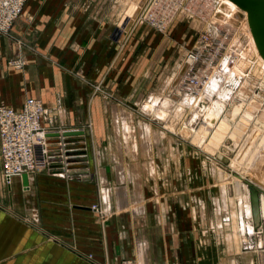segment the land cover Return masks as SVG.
Here are the masks:
<instances>
[{
  "label": "crops",
  "instance_id": "1",
  "mask_svg": "<svg viewBox=\"0 0 264 264\" xmlns=\"http://www.w3.org/2000/svg\"><path fill=\"white\" fill-rule=\"evenodd\" d=\"M139 1L128 6L118 28L123 29L128 24L130 13L137 10ZM90 7V0H26L20 17L11 27V33L33 46L37 53L21 52L26 61L23 71L5 65L12 48L0 37V106L18 111L26 98H33L46 108L61 109L66 116V127L84 132L80 137L66 140L77 143L75 146H86L77 151H86L89 155L85 158L91 155V161L85 162L84 155L79 156L76 164L69 167L87 168L91 178L72 185L91 193L71 195L69 200L64 193H51L46 187L42 190L41 185L50 179L41 174L26 179V190L21 189L24 186L20 179H14L7 188L0 177V264H120L125 259L142 264H240L231 246L227 249L211 240L208 233L203 234L199 211L191 208L193 201L198 202L195 198L188 196L174 208L172 187L167 181L160 184L161 193L157 192L162 194V207L144 208L141 213L111 209L113 212L106 225L103 228L96 225L88 210V202L94 200L93 188L88 183L95 177L99 182L103 178L102 183L108 187L122 181L116 184L111 173L116 165L102 148L103 140L110 138L111 115L107 107L111 104L94 95L92 87L82 80L98 84L117 100L125 101L136 91L135 86L127 83L126 66L127 60L137 52L119 51L112 41L109 26L101 17L94 18ZM45 54L50 56L53 65L40 57ZM95 137H98L96 142ZM95 153L101 154L100 160H95ZM117 167L120 168V164ZM53 177L55 181L61 179ZM44 180L45 184H41ZM182 180L185 181V177ZM152 182L155 193L151 196L158 195V181ZM35 188L46 195L38 194L44 213L54 217V222L62 223L52 229L58 238L56 241L48 240L43 231L31 230L23 222V218L39 220L38 210L33 205ZM108 190L112 202L115 192L112 187ZM120 192L121 199H133L132 191L123 192L121 187ZM67 214L69 221L63 219ZM85 255H90L91 260Z\"/></svg>",
  "mask_w": 264,
  "mask_h": 264
},
{
  "label": "rangeland",
  "instance_id": "2",
  "mask_svg": "<svg viewBox=\"0 0 264 264\" xmlns=\"http://www.w3.org/2000/svg\"><path fill=\"white\" fill-rule=\"evenodd\" d=\"M134 1H90L92 16L99 19L101 17V20L107 23L116 48L121 52L126 51L127 53L136 50L137 53L129 61L127 60L126 66L127 83L130 82L132 87L135 86L136 91L132 93L133 90L131 97L125 101L117 100L112 93L102 90L98 84L93 85L82 80L83 83L92 87L94 95H98L103 101L111 104L107 107V112L111 115L110 138L109 141L103 140L102 148L108 151V157L116 165L111 169L116 184L118 180L122 181V184L110 186L116 197L112 202L108 198L110 187L105 182L102 183L103 178L101 182L97 177L94 178L95 181L94 179L90 181L88 185L93 188L94 200L90 204L88 202V210L96 225L103 228L111 218V212H113L111 209L122 208L141 213L144 208L162 207L160 205L162 194L158 193H161L160 184L167 181L172 187L171 197L174 208L177 209L176 207H179L182 201L185 202L184 199H187L188 196L195 198L198 202L193 201L195 204L192 202L191 208L199 211L198 217L202 219L200 224L204 228L202 229L203 234L208 233L207 235L212 237L211 240L218 243H220L221 237L228 235L231 238L230 242H228V238H225L224 246L227 249L231 246L233 251L238 254L242 251L245 242L252 245L257 244L258 234L245 238V241L242 238L243 241L240 242L237 240L235 219H229L228 222L223 223L222 228H218L214 218L220 212V207L232 211L246 186L264 191V75L258 71L252 72L251 64L246 72L241 71L239 64L242 59L239 55L235 59L234 69L238 68L240 73L226 79L223 88L230 90L228 84L238 81L240 85L238 94L245 84L244 88L246 91L248 90L247 94L250 99L245 107L240 108L237 104L234 106L229 98L225 99L226 95L221 96V99L213 93L216 98H211L209 103L202 105L198 103L199 111H195L200 113L199 117H194L195 105H191L192 107L189 108L184 107L181 114L177 116L170 109L164 111V118H159L156 109L162 102L167 101L165 95H168L167 92L174 80L173 76L178 70L182 56L195 46L201 25L199 26V23L196 25L191 21H176L160 33L143 23L139 24L137 29L124 40L119 41L115 30L116 26L128 6ZM134 11L135 9L132 14L130 13L131 16ZM130 17L127 22L130 21ZM240 21L234 36H229L228 45L232 42L234 44V41L238 40L242 46H245L246 40L241 36L242 24ZM149 33L155 35L150 36ZM144 34L146 36H143ZM0 37L12 46L9 38ZM12 37L19 38L13 34ZM23 50L37 55L35 48L31 45L21 46V52ZM141 50H143L142 53L138 54ZM11 57L12 55L6 59L5 65ZM40 57L48 64L53 65L48 54ZM250 62L255 64L254 56L251 57ZM25 66L17 71H23ZM224 72L221 73L223 76ZM155 97H158L159 105L152 104ZM177 101L173 100L174 104L171 102L174 109L178 108ZM214 104L222 105L220 112L216 110ZM208 114L214 117L213 123L206 122ZM137 120L143 124H150L156 131L155 133L150 131L148 135H143L142 144V135L139 136L141 132L136 124ZM87 129L90 130V127ZM97 139L98 137H95L93 141ZM83 154L85 162L91 161V155L85 158L86 154H89L86 151ZM96 159H101L100 153H95ZM117 164H120V168L117 167ZM41 175L50 179L46 184L45 180L42 181L41 184H45L41 185L42 190L46 187L47 191L51 193H64L68 200L71 195L91 193L85 188H74L72 183L80 182L79 177H64L55 181L53 175L46 172ZM183 177H185V181L182 180ZM152 180L158 181L156 190L158 195L151 196L152 193H155L152 189ZM121 187H123V192L132 191L133 199H121ZM35 190L33 205L38 210L39 220L32 223L23 218V222L31 230L43 231L48 240L56 241L58 238L52 233V229L55 225L62 223L54 222V217L44 213L45 210L38 194H41V197L46 195H43L44 192L40 193L37 188ZM16 193H13L14 197L17 196ZM67 205L69 206V202ZM92 205L97 206L101 218L90 211ZM222 218L225 219V217ZM63 219L69 221L70 217L67 214ZM56 220L60 221L59 218ZM255 228L261 229L260 239L264 246V218L259 220ZM71 249L75 248L71 247ZM85 257L91 260L90 255H85ZM132 261L142 264L136 260ZM256 263L264 264V253L259 254Z\"/></svg>",
  "mask_w": 264,
  "mask_h": 264
},
{
  "label": "built area",
  "instance_id": "3",
  "mask_svg": "<svg viewBox=\"0 0 264 264\" xmlns=\"http://www.w3.org/2000/svg\"><path fill=\"white\" fill-rule=\"evenodd\" d=\"M25 1L0 0V36L9 38L12 44V57L6 62V66L15 70L26 64L20 53L21 46H25V43L20 38L12 37L11 27L20 17ZM198 8L205 9V17L201 18V29L195 46L182 56L173 76L169 94L167 92L172 102H181L182 98L188 96L191 101L202 105L209 103L211 98H216L214 95H207L206 86L210 77L215 74L219 76L220 72L234 67L237 53L233 42L229 45L228 43L229 36H234L239 25L241 11L238 12L227 0H141L137 6L135 19L138 23H145L160 33L176 21H192L187 10L197 12ZM116 34L120 41L123 35L117 31ZM238 83L232 81L228 84L230 91L225 99L229 98L232 105L237 104L243 108L250 99L248 94L244 98L238 96ZM65 117L61 109L46 108L33 98H26L18 111L0 106V177L3 186L9 188L12 181L20 179L22 175L27 179L44 172L61 179L79 177L81 180V175L75 173L80 170L69 167L76 164L77 157L84 155L77 153L84 146H75L78 144L66 140L71 137H62L61 134L82 130L67 128ZM21 189L26 190L27 187ZM90 211L101 218L97 206H90ZM251 247L244 244L243 250ZM253 263L257 264L255 260ZM120 264L138 263L123 260Z\"/></svg>",
  "mask_w": 264,
  "mask_h": 264
},
{
  "label": "bare ground",
  "instance_id": "4",
  "mask_svg": "<svg viewBox=\"0 0 264 264\" xmlns=\"http://www.w3.org/2000/svg\"><path fill=\"white\" fill-rule=\"evenodd\" d=\"M224 3L227 4V2H224ZM197 10H198L197 12L196 11L192 12L189 9V10H187V12H188V14H190V16L192 18L191 22L195 23L196 25L199 23V26H200L201 25V18L205 17V15L203 16V14H205V9H202V8L199 9L198 8ZM236 10L238 12L240 11L238 9H236ZM136 11L133 14V17H131V19L128 22V24L123 29L122 28H118V26H117L118 32H120V34L123 35V36H121L120 41L124 40L131 32H133L135 29H137L139 23H138L137 19H135ZM239 13L242 16L241 17V21H240V23L242 24L241 36H243V38L246 40L245 46H242L241 42L238 41V40H235L234 44H233V46L235 48V51L237 53L236 54V58L240 55L241 59H242L240 64H239V67H240L241 71L245 72L246 69L250 68V64H251V66H252L251 68H253L252 72L258 71L259 73L264 75V71H263L264 61H262L261 58L257 54V51H256L255 46L253 44L249 29L247 27L245 14L243 12H239ZM252 56H254V58H255V64H252V62H250ZM243 72H241V73L243 74ZM220 73H222V72H220ZM236 73L237 74L240 73L239 69L238 68L234 69V67H233V69H231V70H229V69L226 70L224 72V76L222 75L223 74L222 73L219 76H217V74H215L214 77H210L209 80H208L209 82L207 83V86H206L207 95L211 96V94L213 95V93H214L215 95L219 96V98H221V96H223V95H227V93L230 90H225L223 88V86L225 85L224 81L226 79H228L229 77H231V78L233 76L235 77ZM244 87H246L245 84L243 85V88L238 93V96H241V98L242 97L244 98L247 95V91L248 90L246 91V88H244ZM168 94H169V92H168ZM165 97H166L167 101L162 102L161 105L156 109V112H157L159 118H162V117L164 118V116H165L164 111L166 112V111H169L170 109H172L173 113L177 116V115L181 114V112L183 111L184 107L189 108V107H192L191 105H195V109L193 111L194 112L193 113L194 117H196V116L199 117L200 113L198 114V112L195 111V110L199 111V106H198V102L197 101H194V100L191 101V99H189L188 96L184 97V98L181 99V102H178V108L174 109V107L172 106L173 102L169 98V95H165ZM152 104H157V105L160 104L158 97L154 98V101H152ZM214 105H216L215 106L216 110L218 112H220V110L222 109V105H218V104H214ZM150 108L152 109V107H150ZM191 119H190V121H191ZM207 121H208V123H213L214 117L211 116V114L210 115L208 114L206 122ZM136 124L140 128L139 132H141V133L139 134V136L142 135L141 136V144L143 143V140H142L143 139L142 138L143 135H148L150 133V131L152 133L156 132L155 129L153 128V126H151L150 124H143L140 120H137ZM149 126H151L150 127L151 129L149 128ZM207 127H209V126H207ZM81 132H82V135H83L84 132L83 131H81ZM153 136H155V135H153ZM78 170H80V172H86L85 175H83V176H86L85 178L87 180H89L91 178V174L88 172L87 168L78 169ZM248 188L249 187H247V186L244 188L243 194L237 200L236 204H234V209L232 211H227L226 208L223 209L224 207L223 208L220 207V210H219L220 212H218L216 217L214 218L215 222L217 223L216 226L218 228H222L221 226L223 225V223L228 222L229 219L230 220L235 219V229H236V231L238 233L237 234V240H239L240 242L243 241L242 238L245 241V238H250L254 234H256V235L258 234L259 240H258L257 244L250 245V244H246V242H245V246H247V247L252 246V247L250 249H248V248H246L244 250L242 249V251L240 253L236 254L237 255L236 258H237V260H240L239 261L240 264H251L253 260H255V262H256V260L259 259V254L264 253V246H263V243H262V241L260 239L261 238L260 237L261 229L260 228L259 229L255 228L257 226V223L259 222V220H261V218H264V191H260V190H257L258 188L257 189L254 188L255 191H256V203H255V205L252 208V206L250 204ZM203 214L205 215L206 213H203ZM222 217H225V219L222 218ZM226 226H227V224H226ZM225 238L226 239L228 238V240H229L228 242H230L231 238L228 235H225V236L221 237L220 245L224 246ZM230 257H232V256H230Z\"/></svg>",
  "mask_w": 264,
  "mask_h": 264
},
{
  "label": "water",
  "instance_id": "5",
  "mask_svg": "<svg viewBox=\"0 0 264 264\" xmlns=\"http://www.w3.org/2000/svg\"><path fill=\"white\" fill-rule=\"evenodd\" d=\"M233 4L238 10L245 14V19L247 27L249 29L253 44L257 51L258 56L264 61V0H227ZM82 132L72 131L62 133V137H72L81 136ZM79 167H76L78 169ZM81 175L82 181H87L85 178L86 172H75ZM21 183L26 186L25 175L21 176ZM248 194L250 199V204L253 206L256 203V191L254 188H248Z\"/></svg>",
  "mask_w": 264,
  "mask_h": 264
}]
</instances>
